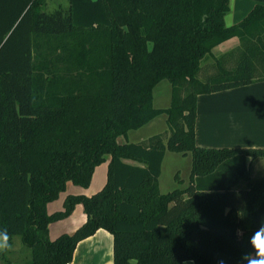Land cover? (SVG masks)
Returning a JSON list of instances; mask_svg holds the SVG:
<instances>
[{
	"label": "trees",
	"instance_id": "16d2710c",
	"mask_svg": "<svg viewBox=\"0 0 264 264\" xmlns=\"http://www.w3.org/2000/svg\"><path fill=\"white\" fill-rule=\"evenodd\" d=\"M66 2L45 12V0H0V230L29 248L27 264H64L98 227L111 234L112 264H240L264 222V174L251 178L246 158L264 147L196 145L195 99L264 80V0L229 26L228 0ZM231 37L238 45L213 56ZM161 80L170 100L154 108ZM159 113L164 131L116 141ZM166 149L189 152L190 166L183 187L160 192ZM106 156L98 190L46 211ZM76 203L85 220L49 238L48 223Z\"/></svg>",
	"mask_w": 264,
	"mask_h": 264
},
{
	"label": "crops",
	"instance_id": "0c3cea01",
	"mask_svg": "<svg viewBox=\"0 0 264 264\" xmlns=\"http://www.w3.org/2000/svg\"><path fill=\"white\" fill-rule=\"evenodd\" d=\"M257 1L228 0V9L223 16L224 25L229 26L239 21ZM237 45L238 39L236 37L228 38L217 44L212 49V54L215 56L214 52L225 53ZM211 61V56H208L205 63H210ZM166 94L170 96V87L166 90ZM167 105L152 106L154 108H164ZM195 112L193 128L196 145L205 147H264V80L208 94H199L195 99ZM154 117L147 122H151ZM162 118V127H164L165 115ZM140 140L142 139H136L132 142ZM125 141L128 140L125 138L123 142ZM262 157L264 156L254 157L250 160L247 157L248 169L250 170L253 162L255 169L264 171V159H261ZM107 160L108 157L106 156L102 162L94 166L87 186L82 187L66 181L64 190L60 191L55 199L46 203V211L49 213L60 209L62 199L67 193L89 195L93 191L95 192V189L98 190L105 181ZM125 161L134 163L130 159H125ZM159 174L157 184L159 182ZM250 177L257 178L255 176ZM84 220L85 213L82 210V206L80 203H76L69 214L48 223V237L53 238L62 232L70 233ZM111 243L110 232L98 227L91 234L77 240L72 250L69 264H112Z\"/></svg>",
	"mask_w": 264,
	"mask_h": 264
},
{
	"label": "rangeland",
	"instance_id": "374dc122",
	"mask_svg": "<svg viewBox=\"0 0 264 264\" xmlns=\"http://www.w3.org/2000/svg\"><path fill=\"white\" fill-rule=\"evenodd\" d=\"M66 4H67L66 0H45L44 5L42 6V10L48 12L53 10L57 6L65 7ZM214 54L215 56L221 55V53H215V52ZM206 58L208 57H204L200 61V64L205 62ZM198 77L199 79H201L200 76ZM168 89H169V84L166 80L159 81L152 89V95H153L152 105L168 104L170 100V96L166 94V90ZM164 115H165L164 113L158 114L153 118L152 121L154 122L152 121L147 122L146 124L139 126L137 128L129 129L126 131L125 134H118L116 136V141L121 143L125 138L128 141H134L136 139H143L148 134L164 131L165 129H167V125L165 121H164V127H162V121H163L162 117ZM261 159H264V157H262ZM189 166H190L189 152L181 154L179 152H174L166 149L164 151V156L159 174V180H158L159 190L161 192H165L174 187H183L187 183ZM248 173L250 176L257 177L263 174L264 171L260 169H255L254 163L252 162L250 170L248 169ZM239 185L243 186L244 182L240 181ZM6 256L10 260V262H12V264H27L29 258V248L20 242L18 235H13L11 248ZM2 262H3V258L0 257V264Z\"/></svg>",
	"mask_w": 264,
	"mask_h": 264
},
{
	"label": "clouds",
	"instance_id": "9594fccd",
	"mask_svg": "<svg viewBox=\"0 0 264 264\" xmlns=\"http://www.w3.org/2000/svg\"><path fill=\"white\" fill-rule=\"evenodd\" d=\"M240 235L241 230L237 229ZM7 230H0V252L7 251L11 248ZM248 245L251 251L242 254L240 264H264V222L257 225L248 238ZM188 264V261H185ZM223 264V261H220Z\"/></svg>",
	"mask_w": 264,
	"mask_h": 264
},
{
	"label": "built area",
	"instance_id": "2783aa9c",
	"mask_svg": "<svg viewBox=\"0 0 264 264\" xmlns=\"http://www.w3.org/2000/svg\"><path fill=\"white\" fill-rule=\"evenodd\" d=\"M64 264H69V261H65Z\"/></svg>",
	"mask_w": 264,
	"mask_h": 264
}]
</instances>
